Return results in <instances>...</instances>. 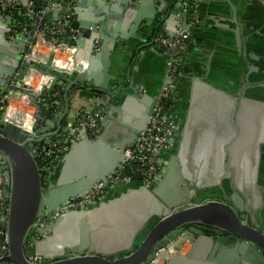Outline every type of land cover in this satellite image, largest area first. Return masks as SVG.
<instances>
[{
  "label": "water",
  "instance_id": "water-1",
  "mask_svg": "<svg viewBox=\"0 0 264 264\" xmlns=\"http://www.w3.org/2000/svg\"><path fill=\"white\" fill-rule=\"evenodd\" d=\"M4 1L28 7V0ZM45 1L34 0L36 7ZM84 1L65 8L61 0H51L52 9L42 16L46 21L54 11L57 24L73 14L67 29L78 33L70 45L75 52L71 71L52 68V54L47 64L29 57L22 62L31 35L21 36L20 45L17 37L9 42L10 19L0 13V99L18 92L37 108L26 128L8 121L4 108L0 114V193L8 206L0 217L7 242L0 264H146L183 230L193 245L184 257L171 254L167 264H264V231L247 213L252 204L259 205L264 188V101L248 92L264 90V79H244L239 53L251 28L223 0L212 1L214 25L221 28L218 33L205 32V46L216 48L208 62L195 57L193 50L179 58L183 70H189L173 85V135L168 148L155 154L163 168L160 176L149 188L129 187L102 202L68 207L71 199L106 182L124 160V151L145 130L159 104L171 57L160 56L149 45L141 48L137 33L148 29L150 36L159 22L162 27L177 26L181 5L175 0L164 19L170 0H100V10L89 13L79 9ZM194 1L199 11L200 1ZM246 1L251 15L264 25V0ZM157 12L163 14L157 18ZM181 30H188L190 44L195 37L201 39L185 22ZM155 48L161 50L160 45ZM146 54L154 64L162 62L152 91L147 89L149 81L136 87L140 69H132ZM234 56L240 72L235 82L228 81L234 85L230 89L226 79H220L223 73L215 71L238 67L226 68ZM29 68L52 77L49 87L40 90L44 94L26 87ZM263 69L254 65L252 71L264 74ZM56 87L62 90L57 98L63 107L53 114L51 93ZM83 89L99 93L105 111L101 132L91 138L86 128L78 130V139L43 180L35 152L46 138L54 140L64 129L70 96ZM181 97L186 101L183 118ZM37 121L45 126L39 129ZM49 125L53 133L45 132ZM242 192L251 200L244 203ZM55 212L60 214L54 216Z\"/></svg>",
  "mask_w": 264,
  "mask_h": 264
},
{
  "label": "built area",
  "instance_id": "built-area-1",
  "mask_svg": "<svg viewBox=\"0 0 264 264\" xmlns=\"http://www.w3.org/2000/svg\"><path fill=\"white\" fill-rule=\"evenodd\" d=\"M61 1L65 8L73 7L74 0ZM49 4L50 6L48 7H36L34 0H28V7H21L0 0L1 15L9 18L11 21L13 20L15 24L11 25L10 35L17 33V31L23 35H31V38L26 44L27 49H25L23 53L22 62L29 57L33 61L43 63L41 60H37L34 57V50H36L38 46L48 50V54L46 55L47 58H49L51 54L53 55L51 60L52 63L57 55L56 47H63L66 48V50L74 51L70 48V45H72L77 37L78 32L67 29L68 19H72V13L68 15L69 18L65 17L64 20L57 24H47L42 20V16L46 10L52 8V4L50 2ZM194 9L195 5L191 4L189 10H187L190 12L194 11ZM18 17L22 19L21 22L18 21ZM17 27H19V29H17ZM148 45L151 48L155 45H160L164 50H169L171 53V59L168 61V69L166 71L167 81L160 91L159 104L155 107L153 114L150 116L145 130L138 135L136 143L124 151L125 158L117 166L114 173L107 178L106 182L97 183L84 195L71 199L68 203V207L70 208L84 207L93 202L105 201L109 198V194L119 187L149 188L163 170L162 166L156 163L155 154L168 148L169 140L173 135L174 125L170 118L173 104L171 102L170 90L179 77V58L189 51V33L186 30H179L176 36L171 39L164 36L162 33H153ZM40 53L45 54L44 52ZM67 54L70 63H72V53L68 52ZM30 71L36 72L35 74H37V76L38 74L41 77L47 76L48 79L52 81V77L46 75L44 72L29 68L27 74ZM26 76L23 80L24 83ZM10 84L15 85V81L12 80ZM26 87L29 88L27 85ZM42 87L47 88L49 85ZM31 92L34 93L32 90ZM95 95L99 97V93L96 92ZM28 98L29 97L21 95L18 92H13L10 98H7L6 95L3 96L0 99V114L4 108L5 118L19 126L21 123L19 122L18 114L29 116L31 122H33V115L29 114V112H23L21 109V107H34ZM40 101H42V99ZM102 120L103 111L100 108L94 112L79 110L65 119V127L55 135V139L46 138L35 152V158L38 162L42 179L46 180L54 165L61 158V153L67 151L70 144L78 139V130L86 128L89 137H97L102 129ZM136 173H139L138 179L136 178ZM7 207V202L1 194L0 217L3 213H6ZM60 212H55L53 215L57 216ZM0 235L4 236L3 240H0L1 258L7 253L5 232L1 228ZM191 244L192 242L189 236L183 230L178 236L157 249L152 259L146 264H167V259L171 254H185Z\"/></svg>",
  "mask_w": 264,
  "mask_h": 264
},
{
  "label": "crops",
  "instance_id": "crops-1",
  "mask_svg": "<svg viewBox=\"0 0 264 264\" xmlns=\"http://www.w3.org/2000/svg\"><path fill=\"white\" fill-rule=\"evenodd\" d=\"M50 1L51 0L45 1L43 3V6L44 7L50 6V4H49ZM75 1L76 0L73 1V7L72 8H75ZM170 1H168V3H167L168 7H167V11H166V13L164 15V19H167V15H168V12H169V9L171 8V6L173 7L176 4L175 0H172V2H170ZM193 1L194 0H181L180 10L177 12V17H178V20L176 21L177 22V26H174V24H170L168 26V28L166 26H163L162 27V34L164 36L168 37V38L170 36H172V38H173L174 36H176L177 32L179 30H181V22H185L188 28H192L193 29V34H196V33H200L201 34V39H198L196 37L194 38V40L192 41V44H190L191 48L189 49V51L193 50L194 53H195L193 55H195V57H197L199 59H202V60L206 61L204 63H207L209 58H210V56H211V54H212V52H214L216 48L213 49V48H209L208 46H205V42H206L205 32L215 33L221 27H219V25H216V24L214 25L215 20L213 19V16H214L215 12H214V10L212 8V1L213 0H199L200 3H201V8H200L199 11H197V7H196V5H197L196 3L197 2H195V1L193 2ZM223 1H226L228 3V5L230 4V6L233 7V11L235 13L236 12L237 13L238 12L241 13V15L243 16L244 21L246 22V24H244V25L247 28L249 26L251 28V30L248 29V31L250 32V35L247 36L248 38H245L244 43H241L240 53H239V56L241 58L243 66H244V77H245L244 79L248 80L249 82L250 81L256 82V81L263 80L264 79V74H261V73H258V72H254V71H252V68H253L254 65L259 67V69L264 68V25H262V23L261 24L259 23L260 20L257 17L251 15L253 12L248 9V6H247L248 5V1H246V0L245 1L237 0L235 2V4L231 0H223ZM238 1H240V3L242 2V4L239 5V6L236 5V3L237 4L239 3ZM99 2H100V0H85L84 3L80 4L79 9L81 11H83V13H89L90 11L92 12L96 8L98 10H100V7L99 8L97 7V3H99ZM191 4L195 5V9H194V11L188 12L189 7H190ZM50 9H52V8H50ZM50 9H48V10H50ZM228 9H229V7H228ZM48 10H46V11H48ZM101 10L104 13L107 12V11H104L103 8ZM162 14H163V12H157V15H156L157 18L159 16H161ZM196 14H198V16H196ZM55 17H56V13L53 11V13L50 14L49 19H47L44 22L47 23V24H54ZM3 18H6V17H3ZM72 18H73V14H72ZM141 22H142L141 24L144 25L145 22L144 21H141ZM9 23L11 25H15L13 20L12 21L10 20ZM237 24H238V28L240 29L239 22H237ZM247 28H245L244 31H247ZM186 31H188V30H186ZM148 32H149L148 29H143V30H140V32L138 31V33H137V36H139V38H140V39H138L139 42H137V44L139 46H141V48L145 47L146 45H148V42H147L148 38H149ZM10 36H12V37H10ZM21 36H23V34L17 31V33H15V34H12V35L8 34L7 38L9 40V42L15 41L14 39L16 37L19 38V40H16L15 43L17 45H20V44H22L21 41L24 40ZM145 36H148V38L146 37L147 38L146 40L143 38ZM215 44H218V43H216V41H215ZM151 49H153L157 53H159L160 56H163V54H168L169 53V55L171 57L170 51L169 50H164L162 47H161V50H157L155 48V46H153V48H151ZM63 50L69 51V50H66V48H63ZM72 54H74V53H72ZM225 54L231 55V54H229L227 52ZM147 57H148V54H146V56H143L141 58V60L138 61L140 66L138 65V66H136L135 68H132V69L133 70H137L138 67L140 69L137 72V74H136V79L139 82V84H136V87L140 86V84H144V82L147 83V81H149V82H152V85L148 83L147 89L149 91H152L153 87H154V80L156 81V78H157V75H158V71H159V66L162 64V62H158L157 61V63H158V65H157L156 63L154 64V62H152V60H150V59L148 60ZM226 57H228V56H226ZM237 61L238 60H236L235 56H234V58L231 57V64H227L226 68L230 67L232 64L239 65L238 67H236V68L235 67H231L229 70L224 68L223 70L215 71V73H217V72H222L223 73L224 77H220V79H226L227 86L230 89L232 87H234V85L233 86L229 85L228 81L235 82V79L239 78L238 76H239V72H240L239 71L240 62H237ZM56 68H57V66H56ZM184 70H185L186 74H185ZM184 70L182 68V64L180 63L179 75L184 73V76H187L189 67H185ZM189 74H190V72H189ZM35 75H33V77H35V80H36V76ZM235 75H236V78H235ZM40 81H39V85H40ZM42 86H44V85L42 84L41 87L39 86L38 89H36V90L32 89L33 92H37L38 91V92L41 93L40 89L43 88ZM145 87H146V84H145ZM172 89H173V87L170 90V97H171L172 104H174L173 103ZM95 93L96 92H94V91H88V90H84V89L83 90H77V91L73 92L72 96H70L69 111H68V115L66 116V119L68 117H70L71 114L75 113L76 111L83 110V111H86V112H94V111H96L99 108L103 111V117H104V115H105L104 106H100V102L101 101L98 100V96H96ZM248 93L253 94V96L256 98V100L264 101V90H257V91L250 90ZM41 94H44V93H41ZM58 95L62 96V90H60V88L56 87L54 90H52V93H51L52 107L50 109L53 112V114L54 113L57 114L58 109L63 107V104L57 98ZM179 100L180 101H179L178 105H179V107H181L183 109V110L181 109L182 111L179 114L183 118L184 114H185L184 109L186 107V101H184V99L182 97L179 98ZM26 108L28 110H32V112L28 111L29 114L34 115L36 113V109H37L36 106L29 107V108L26 107ZM247 109L249 110V108H247ZM173 110H174V105H173V108L171 110V113H173ZM254 111H255L256 114L260 113V111H258V110H254ZM171 113H170V115H171ZM51 117H53V116H51ZM26 118H28V117H26ZM37 125H38V128L41 129V128H43L45 126V123H43V121H39L37 123ZM45 132L53 133L54 129L52 128L51 125H49V129L46 130ZM258 180H259V177H258ZM127 188H129V187H127ZM125 189L126 188H124V187H119L116 190H114L113 192H111L109 194V197L117 195L118 193L124 191ZM252 192L253 191L251 190V192H250L251 196H252ZM242 194H243L244 203L248 202V200H251L250 196H246L244 194V192H242ZM259 196H260L259 205L255 208L254 205L252 204V206H250V208L247 210V213L254 217L255 222H257L259 224L261 230L264 231V188H262V190L259 191ZM252 199H253V197H252ZM244 206H245V204H244ZM246 207H247V205H246ZM192 245H193V243L189 247L188 251L185 254H180V256H183V257L186 256L188 254V252L190 251Z\"/></svg>",
  "mask_w": 264,
  "mask_h": 264
},
{
  "label": "bare ground",
  "instance_id": "bare-ground-1",
  "mask_svg": "<svg viewBox=\"0 0 264 264\" xmlns=\"http://www.w3.org/2000/svg\"><path fill=\"white\" fill-rule=\"evenodd\" d=\"M40 52H42V51L39 48H37L36 50H34V57L37 60L38 59L41 60L43 63L45 62V64H46V62L48 61L47 56H46L47 54L45 55V54L40 53ZM56 52H57V54L61 55V57L63 55H65V54L67 55L68 52L75 54V52H72L71 50H69V51L63 50V47H56ZM74 54H72V57L74 56ZM56 60L57 59H55V62H53V68H56V66H57V69H60L61 71L62 70L63 71H71L72 68H73V66H74V64H72V63H69L68 65H63V64L57 63ZM35 73L36 72H34V71H30L27 74L26 79H25V83H26L27 86H29L30 83H32V82L35 81V77H33V75H35ZM40 80L41 81H40V85L39 86H41L42 84L44 86H46V85H50V83H51L50 79H48L47 76H43ZM28 99H30V98H28ZM18 116H19V121H20V123H21L22 126H24L26 128V127H29L31 125V120L30 119L26 118L25 116H23L21 114H18ZM0 195H1V193H0Z\"/></svg>",
  "mask_w": 264,
  "mask_h": 264
},
{
  "label": "rangeland",
  "instance_id": "rangeland-1",
  "mask_svg": "<svg viewBox=\"0 0 264 264\" xmlns=\"http://www.w3.org/2000/svg\"><path fill=\"white\" fill-rule=\"evenodd\" d=\"M38 48L42 51V52H44L45 53V55L46 54H48V50H45V48L44 47H42L41 48V46H38ZM27 49V48H26ZM48 59V58H47ZM55 59H57L56 60V62L57 63H60V64H63V65H68L69 63H70V60H69V58H68V56L65 54V55H63L62 57H61V55H59V54H57L56 55V57L54 58V60H53V62H55ZM48 62V61H47ZM47 62H46V64H47ZM59 64V65H60ZM50 65L53 67V63L51 62L50 63ZM55 69H57V68H55ZM57 70H60V69H57ZM61 71V70H60ZM42 77L38 74V76L36 75V80L34 81V82H32V83H30V85H29V88L32 90V89H34V90H36V89H38V87H39V81H40V79H41ZM31 86V87H30ZM33 91V90H32ZM38 92V91H37ZM21 109H22V111L23 112H32V110H28L26 107H21ZM25 117H28V119H30L31 120V118L29 117V116H26V115H24Z\"/></svg>",
  "mask_w": 264,
  "mask_h": 264
},
{
  "label": "trees",
  "instance_id": "trees-1",
  "mask_svg": "<svg viewBox=\"0 0 264 264\" xmlns=\"http://www.w3.org/2000/svg\"><path fill=\"white\" fill-rule=\"evenodd\" d=\"M18 21H19V22H21V21H22V19L18 17ZM153 33H162V26H161V22H159V23L155 24V26H154V28H153ZM153 33H152V34L149 36V38H148V41H147V42H149V41H150V37L153 35ZM190 48H191V45H190L189 49H190Z\"/></svg>",
  "mask_w": 264,
  "mask_h": 264
},
{
  "label": "flooded vegetation",
  "instance_id": "flooded-vegetation-1",
  "mask_svg": "<svg viewBox=\"0 0 264 264\" xmlns=\"http://www.w3.org/2000/svg\"><path fill=\"white\" fill-rule=\"evenodd\" d=\"M169 157H170V156H169ZM187 187H189L188 182H187Z\"/></svg>",
  "mask_w": 264,
  "mask_h": 264
}]
</instances>
